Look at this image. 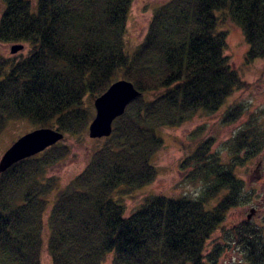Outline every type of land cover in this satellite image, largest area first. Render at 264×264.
<instances>
[{
	"label": "trees",
	"instance_id": "16d2710c",
	"mask_svg": "<svg viewBox=\"0 0 264 264\" xmlns=\"http://www.w3.org/2000/svg\"><path fill=\"white\" fill-rule=\"evenodd\" d=\"M133 1L0 0V42L31 46L20 58L0 52V136L14 120L65 135L0 174V264H42L44 250L52 264H220L227 245L208 241L227 235L228 214L249 202L237 167L256 155L264 165V130L249 125L225 141L226 160L212 139L200 140L181 161L201 183L197 196L149 194L129 215L124 198L157 177L164 128L216 113L249 87L225 54L223 25L242 29L246 63L264 58V0H166L128 50ZM120 79L141 95L62 187L50 168L71 152L68 137L87 134L94 100ZM242 113L235 105L223 122ZM231 231L245 263L264 264L259 227L244 220Z\"/></svg>",
	"mask_w": 264,
	"mask_h": 264
},
{
	"label": "rangeland",
	"instance_id": "374dc122",
	"mask_svg": "<svg viewBox=\"0 0 264 264\" xmlns=\"http://www.w3.org/2000/svg\"><path fill=\"white\" fill-rule=\"evenodd\" d=\"M165 1H133L126 33L128 50H133L144 38L155 9ZM2 10L3 5L0 3V15ZM223 26L228 30L225 54L231 66L249 83V87L235 91L216 113L199 112L180 126L162 130L164 144L154 160L158 167V175L151 184L125 196L126 215L131 214L149 194L197 196L200 193L201 183L187 179L185 177L187 171L181 167L182 159L191 153L200 140L212 139V150L220 152L226 160L228 152L224 146L225 141L249 125L264 130V58L246 63L248 44L242 29L231 21ZM22 44L23 48L20 51L12 53L13 43L0 42V52L7 57L20 58L27 55L31 49L29 44ZM235 105H241L242 115L235 122L224 123L223 116ZM34 128L35 126L27 120L10 121L0 136V157L15 140ZM198 129H200L198 136H193ZM97 139L89 136V129L87 134L80 137H68L71 152L64 160L52 166L49 172L58 176L62 187L82 171L94 150L103 143V140ZM237 174L244 180L245 196L249 198V202L230 211L225 223L229 231L227 235L232 234L231 228L239 226L244 220H249L254 226L259 227L261 236L258 241L264 244V165L261 155H256L237 167ZM53 198L54 195H51L50 199ZM248 214H251L249 219ZM227 235L217 230L208 241V247H212L215 240L225 242L227 249L220 258V264H246L245 249L235 245L229 240L230 237H226ZM42 264H52L47 250L43 251ZM105 264H112L111 260L108 259Z\"/></svg>",
	"mask_w": 264,
	"mask_h": 264
},
{
	"label": "water",
	"instance_id": "95a60500",
	"mask_svg": "<svg viewBox=\"0 0 264 264\" xmlns=\"http://www.w3.org/2000/svg\"><path fill=\"white\" fill-rule=\"evenodd\" d=\"M23 44L15 43L11 52L16 53ZM141 95L134 84L126 79L113 82L108 89L94 100L95 116L89 124V136L101 138L113 131V122L123 115L128 104ZM64 133L50 127L33 129L15 140L0 157V174L16 162L38 154L63 140ZM251 214H248V219Z\"/></svg>",
	"mask_w": 264,
	"mask_h": 264
}]
</instances>
